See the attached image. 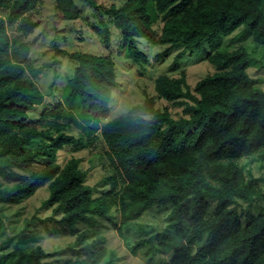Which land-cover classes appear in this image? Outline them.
<instances>
[{
  "label": "trees",
  "instance_id": "trees-1",
  "mask_svg": "<svg viewBox=\"0 0 264 264\" xmlns=\"http://www.w3.org/2000/svg\"><path fill=\"white\" fill-rule=\"evenodd\" d=\"M39 1L0 0L6 13L0 16V175L7 180L0 184V202L20 205L47 186L44 204L62 215L59 223L83 227L68 249L84 256L64 264H100L107 250L98 246L103 244L99 225L114 215L109 226L120 231L154 206L170 210L169 226L184 239L164 264H264V91L248 73L247 49L222 45V37L240 27L264 45V0H123L106 8L134 62L147 61L136 38L169 45L164 56L180 51L174 63L182 51L207 42L206 60L216 71L194 87L185 72L159 75L156 97L147 96L129 114L105 124L101 118L116 84L114 59L81 53L70 56L77 67L61 98L30 119L44 103L36 84L42 71L33 66L28 43L11 38L7 27L15 26L19 38L30 34L37 23L29 11ZM55 1L58 22L79 19L74 0ZM84 1L102 16L96 0ZM104 36L109 45V33ZM156 99L182 106V116L175 119L168 107L156 108ZM73 127L83 137L74 136ZM94 137L104 142L111 166V175L101 181L104 190L87 184L79 158L57 162L59 151L87 149ZM249 157L259 163V178L241 162ZM33 165L39 171L32 175L16 171ZM210 202L216 204L212 215ZM240 202L262 213L243 224ZM28 231L29 226L15 243L0 242V264H50L51 254L33 247ZM164 236L135 242L131 251L135 255L149 244L153 252Z\"/></svg>",
  "mask_w": 264,
  "mask_h": 264
},
{
  "label": "rangeland",
  "instance_id": "rangeland-1",
  "mask_svg": "<svg viewBox=\"0 0 264 264\" xmlns=\"http://www.w3.org/2000/svg\"><path fill=\"white\" fill-rule=\"evenodd\" d=\"M96 1L102 16L84 0H74L80 10L79 19L58 22L56 1L40 0L38 5L29 11V16L37 23V27L30 34L19 38L21 34L16 31L15 26L7 27V33L11 38L22 39L28 43L33 66L42 71L40 77L36 79V84L45 99L44 103L37 106L31 113L32 121H35L34 118L38 117L47 105L61 98L66 82L74 76L77 64L70 56L76 53L98 57L112 56L114 59L116 84L112 89L109 111L101 118V124L117 116H126L134 106L143 104L147 96L156 97L155 79L159 75L179 77L182 72H185L188 84L194 87L198 81L215 73V67L206 60L209 51L207 42L199 49L182 51L181 58L174 63L180 51H173L164 56L163 52L169 45H153L145 39L136 38L135 46L147 61L134 62L133 59L126 57V51L121 46L123 37L120 30L113 24L112 13L106 12V8L110 5H120L123 0ZM5 14L0 10V16L4 17ZM106 31L110 37L109 45L104 43ZM222 45L230 51L241 46L247 49L251 59L248 73L258 81V86L264 91V45L255 42L243 27L229 36H223ZM26 72L29 74L28 68ZM155 107L161 109L168 107L175 119L182 116L183 108L180 105L156 99ZM72 133L76 137L79 135L83 137L82 131L77 128L73 127ZM95 138L87 149L72 152L67 147L59 151L57 162L63 164L72 157L79 158L81 169L87 173V184L104 190L101 181L104 177L111 175V166L109 167L110 163L104 156L106 150L104 142L101 138ZM241 162L248 163L253 177H260L259 163L254 161V157L244 158ZM37 169L38 166L33 165L32 168L16 171L32 175L39 171ZM0 184H7V180L1 175ZM49 194V188L45 186L20 205L0 202V242H6L12 238V243H15L18 234L29 226L28 232L33 236L31 245L41 246L50 253L51 257L47 260L50 264H64L70 258L84 256L83 252L78 253L77 250L75 252L68 249L75 240V234L81 232L83 227L76 224L70 229L67 225L60 224L62 215L54 212L55 207L44 204ZM215 205V202H210V215L213 214ZM239 205L243 224L247 223L251 216L262 213L254 204L240 202ZM169 213L170 210L166 207H151L137 220L125 227L122 226L120 231L114 229V226H109L114 221V215L111 216L113 218L110 221H103L99 225V236L103 239V244L98 246L105 247L107 252L100 264L167 263L174 255V251L184 243L183 235H178L171 230L166 219ZM117 218L116 223L121 227ZM167 232L171 234L169 237L164 236ZM152 235L164 236L161 245L155 241L152 247L153 252L148 250L150 246L148 244L134 255L131 251L132 244Z\"/></svg>",
  "mask_w": 264,
  "mask_h": 264
}]
</instances>
